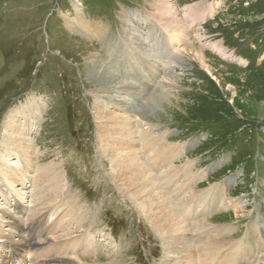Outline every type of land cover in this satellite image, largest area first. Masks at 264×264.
<instances>
[{"label":"rangeland","instance_id":"1","mask_svg":"<svg viewBox=\"0 0 264 264\" xmlns=\"http://www.w3.org/2000/svg\"><path fill=\"white\" fill-rule=\"evenodd\" d=\"M172 1L177 22L164 19L158 0H103L102 4L99 0H0V144L10 111L30 100L40 101L39 115L44 119L39 118L40 126L30 137L35 140L34 166L53 162L67 185L57 202L46 201L45 205L34 200L29 187L22 190L20 186L19 216V210L0 204V264H19L10 260L14 252L7 246H21L20 231L3 213L16 218L19 228H26L37 221L35 210L47 207L48 211L51 206L58 213L49 219L51 225L46 220L45 227L53 222L58 226L53 233L45 231L48 244L64 248L79 239L92 241L85 252L74 254L72 248L65 254L58 252L65 260L57 264L173 262L165 256L168 240L159 236L143 209L126 197L133 190L128 194L125 185H117L113 161L103 154L107 146L119 157L137 149L133 143L138 137L131 140L122 125L135 126L140 120L105 103L112 112L111 121L95 113L102 93L96 94L92 87L88 63L98 55L97 50L122 84L147 90L126 98L138 109L149 106L150 111L155 109L153 114L159 113L153 134H164L170 144H187L175 165L191 160L192 172L209 174L194 186L195 191L232 176L224 197L233 201V207L220 208L204 218L213 220L209 221L213 227L230 231L227 245L236 246L231 254L233 264H264V0ZM75 5L91 28H104L102 38L92 37V31L68 30L77 13ZM132 34L137 37L136 46ZM165 39L172 40L167 49ZM216 45L225 51L218 52ZM132 48L136 49L135 78L125 74L126 51ZM171 62L187 70L171 67ZM157 94L163 96L158 105L151 100ZM107 125L114 136H106ZM216 163L221 167L212 168ZM72 207L80 209L74 215L83 217L82 221L62 220L69 219ZM191 230H186L185 242ZM7 237L13 243H6ZM43 238L16 255L28 256L27 264L41 262L35 253L48 246ZM185 242L179 247L184 248Z\"/></svg>","mask_w":264,"mask_h":264},{"label":"bare ground","instance_id":"2","mask_svg":"<svg viewBox=\"0 0 264 264\" xmlns=\"http://www.w3.org/2000/svg\"><path fill=\"white\" fill-rule=\"evenodd\" d=\"M158 2H160L161 12H164V19H170L177 22L178 11L176 10L175 3L172 0H158ZM75 11H77V13L75 12V17L73 16V20L71 21L72 24L67 26L70 32H85L87 34L92 31L91 36L98 39L105 35L101 32L102 29L104 31L103 27L91 28V26L87 24L84 16H79L80 13L78 14V12L81 11V9L76 5ZM135 38L137 37L132 34L131 41L136 46L135 43L138 40ZM171 43L172 40L168 41L165 39L163 46L167 49ZM214 48L221 53L225 51L219 45L214 46ZM134 49L135 48H132L126 51L125 74L129 75L130 78H135L136 73V49ZM147 52L149 51L147 50ZM96 53H98V55L96 54L95 59L90 60L88 64L90 68L89 78L92 87H95L96 94L102 93V96H99L101 98V101L99 102L100 105H96L97 111L95 113L97 116L106 117L105 119H107V117L109 118V116L112 115V112H109V110L106 109V105H104L105 103L107 104V107L109 105L110 107L112 106L113 108L125 111L131 116L132 120L139 119L140 122L145 121V124L143 125L140 124L139 120H137L139 123L134 121L137 123L135 126H131L130 124L122 125V130L126 132L125 135H127V133L130 134L131 140H134V138H136L135 136L138 137L133 143L138 147L137 149H132L133 152H130V155L128 153H121L120 157L117 156V154L114 155L115 153L112 151V148L108 146L105 150L103 149V154L107 156L109 161H113L112 170L115 173L114 178L117 185H125V189H128H126L127 193L128 191L133 190V192H129V197L125 193L126 197L132 202L134 200L136 205L143 209L142 211L144 212L142 213H145V216L149 217H147L149 223L155 231L159 232V236L162 238L165 237L168 240L167 245L165 246V256L168 259H165H173V262L167 264H183L184 262H186V264H193L194 262L197 264H233L231 254L235 251L236 246L233 245L232 247H229L227 245L230 241L227 234L230 231L227 228L224 229V227L221 228L220 226V228L218 227L219 229H217L211 224L213 220L210 221L209 217L204 218L205 215L220 208L228 207L227 209H229V207H233V201L231 202L224 197L226 193L225 191L227 190L224 187L227 186V183L231 180L232 176L231 178L229 177V179L222 181L220 184H212L210 187H207V189L195 191L194 186L197 183L206 181L209 174H207L206 171L197 173L192 172L194 163L191 160H186L185 164L182 166L175 165V163L184 156V152L187 150V144H170L171 142L169 143L167 141L164 134L154 135L151 128L156 125V121H159V113L153 114V110L155 109L152 107V110L150 111L149 106L138 109V105L135 102L126 98L129 94L130 96L133 95V97H136L134 94H137V92L140 91L144 94L147 90L144 88L136 89V86H130L129 83L122 84L120 78H117V76L110 71L108 61L105 62L103 58L99 56L98 50ZM112 54L116 55V53ZM198 55L204 60L205 56L202 53H198ZM147 56L150 57V55ZM174 63L175 62H171V67L177 65V67H181L182 70H187L186 66L184 67L183 65H180V63ZM128 80L130 81L129 78ZM132 92L134 94H132ZM153 96H155V94ZM153 96L151 100H157V105L159 103V98L163 100V96L160 94H157L154 98ZM40 113H42L41 102L33 99L27 102L26 105L12 109L8 114V120L5 122V136L0 144V204H8L9 210H19V201L22 199V194L20 192L21 189L23 190L29 187L30 195H32L34 200L36 199L37 203L41 202L44 204V202L52 200H56L57 202L60 193H62L61 191H64L67 187L66 182L63 180V174L53 162H51L50 166H44V164V167L39 166L38 168L34 166L36 150L33 148V144H35V140L30 137L32 136L33 129L40 126L39 118L41 120L44 119L39 115ZM111 117L109 118L110 121ZM105 130L107 132V137L113 135V128H108L107 125ZM122 130L120 133L124 134L125 132ZM114 131L116 132V129ZM125 135L124 137H126ZM111 152L114 154H111ZM111 155H114L115 157ZM126 156L127 158H125ZM221 163L214 164L212 168L217 169ZM20 186L22 188L19 190ZM40 205L41 204H39V206ZM12 206L13 208H11ZM42 208L44 207H41V209H37L36 207V212L32 213H34V217H36L37 221L31 223L26 228H19V226H16L19 225V223L13 216L7 215L6 213H3V216L1 215L4 218L7 216L9 219L13 220L15 226L12 224V227L20 231L17 236L19 241H21V246L19 244V246L17 244L7 246V248H11L14 252L12 254L20 260L19 264H23L26 259L25 257H22V255H16L17 251L21 249H30L31 244L35 242L36 238H41L42 240L45 231L50 234L57 229V222H53L54 225L51 227H47L48 225L44 227L42 221L47 217H50V219L54 218L58 213V210H56L54 206H51L50 209L48 208L49 212L46 211L47 207L45 209ZM74 211L76 214L81 212L78 208L75 210L74 208L70 209L68 212L69 219L62 220H68L71 222L82 221L83 217L80 216L81 218H79L75 216ZM17 213L19 216V214H21L20 210ZM32 213H30V215H32ZM191 215H195L193 219L186 218V216L190 217ZM214 218V216L211 217V219ZM50 222L51 221L49 220V224L51 225ZM190 222L193 223L190 225ZM188 227H192V230L187 229ZM186 230H189L188 232L191 230L192 232L188 242H185V236L188 233H186ZM71 233L72 232L67 233L66 236ZM191 236H193L192 238H195L192 241ZM232 236L233 234H231V237ZM0 238H3L1 234ZM47 238H43V242L46 241ZM6 240V243H13V239L9 240L7 237ZM46 242L45 244L48 246L36 250V257L41 258V262L35 264L62 263L65 259H61V257L59 258L58 252L65 254V252H68L69 248H72V250H74L73 253L77 254L82 251H88L92 244L91 239H79L73 243L69 242V245L67 242V247L59 248L58 243L51 245L52 243L48 244L50 241L47 240ZM184 242V248H180L179 245L181 243L184 244ZM184 254L185 256H183ZM9 258L11 260V254ZM66 261H70V259H67ZM188 261L191 262L187 263Z\"/></svg>","mask_w":264,"mask_h":264}]
</instances>
